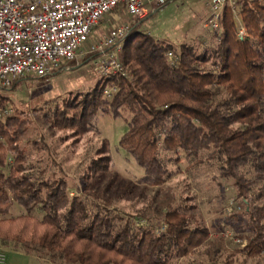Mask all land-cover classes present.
Listing matches in <instances>:
<instances>
[{"label": "trees", "instance_id": "trees-1", "mask_svg": "<svg viewBox=\"0 0 264 264\" xmlns=\"http://www.w3.org/2000/svg\"><path fill=\"white\" fill-rule=\"evenodd\" d=\"M143 21L136 18L124 45L128 77L101 78L95 87L35 108V117L65 133L63 142L99 135L101 114L119 119L129 112L119 147L145 170L138 183L165 185L182 172L170 168L171 162L183 158L186 175L197 169L234 180L241 209L228 215L226 225L246 256L264 255V0H235V8H223L217 30H204L195 42L178 47L141 31ZM34 78L45 77L26 76L0 87V239L34 244L80 264H177L200 253L213 232L189 215L196 207L188 203L191 197H181L161 216L143 218V224L83 194L71 195L65 178L48 171L49 161L31 157L25 136L32 126L38 129L35 118L22 109L4 110L14 104L6 90ZM109 84L119 88L111 99L103 95ZM42 136L30 143L38 154L50 150ZM92 160L93 175L110 171L108 139ZM15 202L23 212L8 217ZM238 216L244 217L242 228Z\"/></svg>", "mask_w": 264, "mask_h": 264}, {"label": "rangeland", "instance_id": "rangeland-1", "mask_svg": "<svg viewBox=\"0 0 264 264\" xmlns=\"http://www.w3.org/2000/svg\"><path fill=\"white\" fill-rule=\"evenodd\" d=\"M110 19V16L106 17L96 27L88 46L98 39L102 40L109 33L111 29L108 30L110 26L107 23ZM208 19L207 0H174L160 8L157 5L151 7L150 15L144 19L140 30L178 47L195 42L203 34L205 29L202 24ZM124 22L133 24L135 19L128 17ZM84 58L72 63L71 69L43 79H26L19 89L6 90L14 102L12 110L18 108L28 111L35 118L39 130L32 126L25 136L26 148L31 157L36 159V156H42L49 161L43 165L48 166V171H56L65 178L72 188L71 195L83 194L95 205L117 209L143 224V218L161 216L166 208L181 201V197H191L188 203L195 204L196 207L188 211L189 215L196 223L205 224L213 233L200 253L177 264H264V255L249 258L242 251V241L235 234L230 236L227 233L235 232L226 225L229 223L228 215L241 209L240 201L236 198L234 180L213 177V174L200 175L201 173L196 172L197 169L190 173L197 178L186 175L184 165L187 159L183 158L178 165L171 162L170 168L176 170L179 167L182 172L165 185L148 187L138 183L145 176V170L132 155L119 147V139L127 129V121L131 117L129 112L124 111L123 117L119 119L101 114L98 120L99 135L89 134L80 141L69 137L63 142L60 137H64L65 133L54 131L35 117V108L55 100H63L75 92L85 91L101 83L103 77L97 72L95 62L92 59L84 61ZM40 133L50 150L38 154L37 147L30 143L41 139ZM104 138L110 143L112 166L107 173L93 175L92 164L89 162ZM49 152H52L51 159ZM182 179L185 182L180 183ZM22 212V207L15 202L8 217ZM244 221V217L240 216L236 225L242 228L245 226Z\"/></svg>", "mask_w": 264, "mask_h": 264}, {"label": "built area", "instance_id": "built-area-1", "mask_svg": "<svg viewBox=\"0 0 264 264\" xmlns=\"http://www.w3.org/2000/svg\"><path fill=\"white\" fill-rule=\"evenodd\" d=\"M174 0H0V87L10 88L13 81L26 77H49L71 69L72 62L90 56L103 78L128 77L122 62L131 24L114 26L90 46L93 32L106 15L123 6L134 18L145 19L154 5L163 7ZM235 8V0H207L209 19L205 30H217L223 8ZM239 37L247 35L244 27ZM170 58L174 57L169 52ZM119 88L109 84L105 98H113ZM11 108L5 109L10 114ZM232 236V231L227 232ZM239 241L241 239L237 238ZM6 255L0 253V264Z\"/></svg>", "mask_w": 264, "mask_h": 264}, {"label": "crops", "instance_id": "crops-1", "mask_svg": "<svg viewBox=\"0 0 264 264\" xmlns=\"http://www.w3.org/2000/svg\"><path fill=\"white\" fill-rule=\"evenodd\" d=\"M108 16L111 17L107 23L110 26L108 30L119 24H129L124 22L128 17L136 20L123 6L117 8L112 14L106 15L105 18ZM103 20L100 23L104 22ZM0 253L6 255L5 264H80L78 262L65 261L59 254L34 244H19L14 241H4L2 239H0Z\"/></svg>", "mask_w": 264, "mask_h": 264}]
</instances>
